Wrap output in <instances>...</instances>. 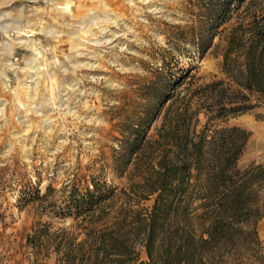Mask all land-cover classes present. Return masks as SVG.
Returning <instances> with one entry per match:
<instances>
[{
    "label": "rangeland",
    "instance_id": "1",
    "mask_svg": "<svg viewBox=\"0 0 264 264\" xmlns=\"http://www.w3.org/2000/svg\"><path fill=\"white\" fill-rule=\"evenodd\" d=\"M207 4L0 0V264H53V254L37 261L25 237L38 221L52 229L72 222L56 212L73 182L121 191L126 177L114 169L115 149L142 121L149 81L173 80L196 62L198 82L218 73V57L192 60L195 46L183 39L207 27ZM227 123L251 131L238 165L264 162V104ZM258 231L264 244V216Z\"/></svg>",
    "mask_w": 264,
    "mask_h": 264
},
{
    "label": "trees",
    "instance_id": "2",
    "mask_svg": "<svg viewBox=\"0 0 264 264\" xmlns=\"http://www.w3.org/2000/svg\"><path fill=\"white\" fill-rule=\"evenodd\" d=\"M205 9L207 27L183 39L195 46L192 60L218 57V73L198 82L196 62L146 84L142 121L113 158L126 183L120 192L93 179L83 189L70 184L56 213L72 222L52 229L38 221L26 234L37 261L264 264V162L238 165L251 131L227 123L264 104V0H208ZM149 198V207L140 204Z\"/></svg>",
    "mask_w": 264,
    "mask_h": 264
},
{
    "label": "bare ground",
    "instance_id": "3",
    "mask_svg": "<svg viewBox=\"0 0 264 264\" xmlns=\"http://www.w3.org/2000/svg\"><path fill=\"white\" fill-rule=\"evenodd\" d=\"M0 19H2V18H0ZM15 27H16L17 30L20 29V28H19V25H16ZM15 27H14V28H15ZM0 29H1V30H6V26H4V25L1 24V25H0ZM25 42H26L25 40H18V41H17V43H25ZM25 44H26V43H25ZM25 44H24V45H25ZM6 50H7V49H6ZM46 107H47V105H46Z\"/></svg>",
    "mask_w": 264,
    "mask_h": 264
}]
</instances>
